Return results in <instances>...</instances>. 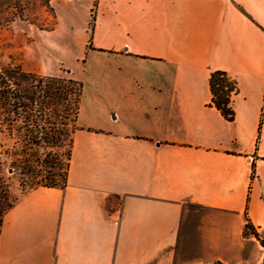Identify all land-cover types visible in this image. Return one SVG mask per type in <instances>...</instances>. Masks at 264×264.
I'll list each match as a JSON object with an SVG mask.
<instances>
[{
  "label": "crops",
  "instance_id": "1",
  "mask_svg": "<svg viewBox=\"0 0 264 264\" xmlns=\"http://www.w3.org/2000/svg\"><path fill=\"white\" fill-rule=\"evenodd\" d=\"M97 10V113L73 135L67 187L5 215L0 264H264L245 235L264 234V0ZM218 71L237 86L233 122L212 102Z\"/></svg>",
  "mask_w": 264,
  "mask_h": 264
},
{
  "label": "trees",
  "instance_id": "2",
  "mask_svg": "<svg viewBox=\"0 0 264 264\" xmlns=\"http://www.w3.org/2000/svg\"><path fill=\"white\" fill-rule=\"evenodd\" d=\"M34 0H0V26L24 21ZM46 5L51 0H41ZM212 102L225 119L233 122L235 113L231 96L236 83L224 72L210 77ZM84 84L74 78L42 76L27 72L19 65L0 64V134L14 140L12 172L20 175L25 189H64L73 149V135L78 129ZM67 151H63V149ZM0 156V231L5 215L14 208L9 184L2 174ZM255 172H253V177ZM261 238L250 223L245 235Z\"/></svg>",
  "mask_w": 264,
  "mask_h": 264
},
{
  "label": "rangeland",
  "instance_id": "3",
  "mask_svg": "<svg viewBox=\"0 0 264 264\" xmlns=\"http://www.w3.org/2000/svg\"><path fill=\"white\" fill-rule=\"evenodd\" d=\"M97 11V0H51L48 5L34 0L24 21L17 19L0 26V64H15L42 76L74 78L83 82L78 128H83L88 117L97 113L93 102L98 94V65L103 59L100 54H97V62L84 56L86 50L92 48ZM97 45L109 47V41L102 34ZM14 142L6 134H0L2 174L16 206L31 189L23 191L19 173L12 172L10 152Z\"/></svg>",
  "mask_w": 264,
  "mask_h": 264
}]
</instances>
